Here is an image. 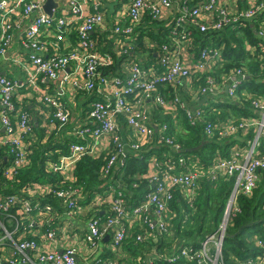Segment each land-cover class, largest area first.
<instances>
[{
  "label": "built area",
  "instance_id": "obj_1",
  "mask_svg": "<svg viewBox=\"0 0 264 264\" xmlns=\"http://www.w3.org/2000/svg\"><path fill=\"white\" fill-rule=\"evenodd\" d=\"M63 1L67 8L60 6L59 13L50 17L42 10L45 0H0V56L8 57L12 36L17 30L22 33V46L36 52L19 60L23 82L0 75V177L3 185L12 186L18 173L29 166L32 143L37 138L30 112L17 104V98L15 100L18 88L23 86L27 99L35 101L40 126L47 131L66 124L69 112L60 95L49 93L42 84L57 79L66 67H74L73 75L66 78L74 90L86 94L95 91L104 99L92 102L86 111V121L94 122V126H83L75 132L82 141L70 144L65 154L44 162L46 170L59 175L57 184L31 181L12 193L0 191V233L10 240L8 245L12 248L7 258L0 256V264L3 259L7 264H225L222 244L228 224L240 212L237 198L251 195L259 182V172L264 169V97L237 92L246 73L243 68L217 72L225 62L224 43L215 46L211 40V45L202 48L196 42L193 60H189L185 49L191 47V41L195 42L189 26L201 33L249 27L261 41L252 44L240 32L237 35L243 39L248 56L264 61V17L257 19L264 12V0H254L252 6L239 12L231 11L218 0L194 5L181 2L177 13L167 23L165 42L159 48L158 68L147 67L149 63L145 66L129 56L135 30L146 13L153 20L162 19L172 10L175 0H128L116 11L111 25L105 22L106 4L114 0ZM53 11L56 13V9ZM96 28H105L115 36L113 50H99L92 35ZM49 31L54 33L53 40L45 39ZM71 32H74L73 42L67 38ZM123 56L126 57L116 62ZM118 62L121 73L107 76L108 70ZM190 80L193 82L188 83L190 100H185L178 88ZM166 87L170 92L165 94L161 89ZM192 96L194 103L201 98L212 102L247 101L259 116L230 115L224 120L218 117L207 120L218 111L209 103L205 107L193 106ZM149 101L164 113L183 110L191 124L203 125L208 139L245 136L250 130L253 136L246 147L234 144L228 156L215 154L213 163L203 166L198 158L177 154L182 148L167 133V123H161L155 130L149 118ZM121 119H124L125 130L132 135L123 134ZM102 136L108 139L101 146L98 140ZM153 143L166 146L168 150L161 158L152 155L148 171L138 176L152 185L140 203L129 207L122 192L112 186L81 203L84 197L74 184V169L83 156L106 154L107 163L101 172L106 176L123 164L127 151L139 152ZM207 176L234 179L217 229L207 234L199 247L185 245L177 249L175 244H170V248L163 246L155 251L153 246L162 244L163 239L172 234L174 193L179 192L192 206L199 193V182ZM49 197H53L57 205L45 201ZM62 210L85 222L82 234L59 233L57 223ZM89 214L91 216L86 218ZM135 226L139 229L134 242H145L150 251L133 256L123 250L122 244ZM14 232L22 235L13 239ZM106 235L109 237L104 241ZM63 240L66 243L61 246ZM252 241L260 254L242 261L234 258L235 264H264V238L253 236ZM105 253L108 256L101 257Z\"/></svg>",
  "mask_w": 264,
  "mask_h": 264
},
{
  "label": "trees",
  "instance_id": "obj_2",
  "mask_svg": "<svg viewBox=\"0 0 264 264\" xmlns=\"http://www.w3.org/2000/svg\"><path fill=\"white\" fill-rule=\"evenodd\" d=\"M188 5L196 3L198 0L188 1ZM191 2V4H190ZM264 17V12L258 15L257 19L261 20ZM148 20L151 21L147 26L143 28V25L135 30V37L137 41L134 43L142 44V37L145 35H151L150 24L157 25L156 31H160V34L166 36L167 28H163L160 22L151 19L148 16ZM256 24L254 27L256 29ZM147 27V28H146ZM244 31L242 37L247 39L250 43L255 44L257 41H261L256 37L253 28L244 27L242 29L226 28L221 33H194V39L204 48L206 45H211L209 41L220 45L224 43V49L222 55L225 59L222 69L217 72H228L231 68H243L246 73L241 78L237 92L241 93L246 91L254 96L264 97V61H260L258 58H252L248 56L245 50L243 39L237 34ZM159 35V33H158ZM165 40V38H164ZM163 39H158L159 42L155 50L150 54H146L150 59L149 64H143L158 68L159 60V48L160 44L165 42ZM135 46V44H134ZM131 49L132 51L134 50ZM141 47V46H140ZM143 47V46H142ZM135 52H139L135 50ZM130 57L133 54L129 55ZM123 56L117 61L125 58ZM169 87L161 89L163 93H169ZM99 99V98H98ZM209 104L215 108L218 113L212 114L207 117V120H214L219 118L220 120L226 119L228 116L233 115H245L258 117L259 113L250 107L249 102H237L228 101L223 99L222 101L212 102ZM28 111V108L25 107ZM180 114L178 119L181 118V126L177 129H172V121L169 116H162L160 122H155L153 127L155 130L161 123H167V133L174 137V142L180 144L182 151L177 154H185L191 157L198 158L199 163L203 166L213 163L214 155L219 154L223 157L228 156L230 148L237 143L238 147H246V142L251 140L253 136L252 130H250L245 136L235 135L226 139L220 140L218 138H206L203 133L202 124H191L184 114L183 110H179ZM214 113V112H213ZM84 123V122H83ZM83 126H91L86 124ZM81 126V127H83ZM34 132L37 138L32 143L33 153L31 155L30 164L28 167L23 168L17 175L12 186L7 184L3 185V180L0 177V191L4 193H12L17 188L25 185L28 182H50L55 185L59 182V175L54 174L46 170L44 162L47 159H56L58 155L64 154L68 150L67 144L64 142H57L53 139H49L48 142H40L43 138L45 129L40 126V119L34 124ZM81 142V141H77ZM168 148L163 145H154L150 147H144L139 152H127L124 157V162L121 166H117L110 170L106 176L102 175V168L107 163L106 154L100 156H83L76 164L74 169L75 186L80 189L83 200L81 203L88 202L93 195L97 193H104L108 187L112 186L118 191H121L125 197L129 207L135 206L140 203L145 194L152 189V185L148 183L145 178H138V176L145 174L148 171L149 159L152 155H156L161 158L164 151ZM260 179L256 187L252 190L250 196L239 195L237 198L240 212L236 214L230 221L226 228V234L222 244V259L225 264H235L234 258L237 260H245L247 258H254L260 254L258 247L254 245L252 241L253 236H259L264 238V169L260 170ZM234 179L230 177L228 179L217 178L212 179L210 177H203L199 182V193L197 194L192 206H189L186 200L181 196L179 192L174 193V199L171 202V208L175 213L172 219V234L171 236L164 238L162 244L153 246L155 251H160L163 246L170 248V244H175V248L179 246L191 245L193 247H199L200 242L207 235L214 232L219 226L226 206V201L231 193ZM53 204L57 205V201L53 197L45 199ZM10 229L13 228L9 226ZM139 227L135 226V229L131 231L128 238L122 244L123 250L131 253L133 256L139 252H149V245L145 242L135 243V236L138 233ZM105 241V240H104ZM149 255H152L149 254ZM108 256V253L101 255V257ZM155 263L158 262L156 255L153 256ZM159 264V262L157 263ZM180 264V263H176ZM194 264V263H188Z\"/></svg>",
  "mask_w": 264,
  "mask_h": 264
},
{
  "label": "crops",
  "instance_id": "obj_3",
  "mask_svg": "<svg viewBox=\"0 0 264 264\" xmlns=\"http://www.w3.org/2000/svg\"><path fill=\"white\" fill-rule=\"evenodd\" d=\"M58 1H60V0H58ZM61 1H60L61 3H64L61 5V7H64L63 9H66L67 3H65L63 0H61ZM192 1H194V0H191V2ZM203 1H205V0H198L196 3L203 2ZM218 1H220L221 4H223L224 6H226L228 9H230L233 12H239L242 8H246L247 6H252L255 2L254 0H218ZM127 2H128V0H114V1L106 4L107 12L105 14V22L107 23V25H111L113 23V18H114L116 11L122 5L124 6ZM181 2H183V1L182 0H175V3H174L172 10L168 11L167 14L162 19L157 20L160 22V25L163 26V28H167V23L177 13L176 8L178 7L179 4H181ZM191 2H190V4H191ZM196 3H192L191 5H194ZM57 10H59V8L56 9V13L54 12V14H56V15L59 13ZM39 12H42V10ZM32 18H33V16L31 17V19ZM148 19H149L148 14L146 13L141 24L138 27L140 28L143 25V28H144L149 23H151V21ZM150 26H151L150 27L151 35H147V36L145 35L144 38L142 37V40H143L142 44L143 45H139L138 43H134L135 46H134V50L132 51V54L135 57V59L139 63H142V64H148L150 62V59L148 58V56H146V54L148 55L151 53V51L155 50L157 44L159 43V42H156L158 39H161V41L163 39V36L160 34V31H158V33H159V35H158V33L155 29V28H157V25L150 24ZM189 28L192 31V36H194V33L199 32L198 29L195 28L194 26H189ZM221 32H223V31H220L219 33H221ZM244 33H245L244 31L240 32L241 36H243ZM92 35L94 36V38L96 40V43H97L99 50L111 51L114 49L115 36H113L105 28H103V29L96 28L92 32ZM67 38H68V41L73 42L74 41V32H71ZM21 39H22L21 30L15 31L13 36H12L11 45L9 46V49H8V57L4 58L3 56H0V75H3L5 77L11 78V79H15L19 82H23V77H24V73H23L22 69L20 68L19 60L27 59L32 53L36 54V52H32L31 50L23 47L21 44ZM45 39L53 40L54 39V33L52 31H49L47 33V35L45 36ZM137 39L138 38L136 36L134 41L136 42ZM190 43H191V47L186 46L185 50H186V54H187L189 60H193L196 56V50H197L196 44L197 43H196V40H195V42L191 41ZM209 43H210V41H209ZM135 50H137L139 52H135ZM37 54H39V52H37ZM121 71H122V68L120 66V62H118L116 65H114L112 68H110L108 70L106 75L110 76L112 74H120ZM73 72H74V67L68 66L59 74L57 79H55L53 81H48V82L45 81L42 84V86L47 87L46 90L49 93L60 95L61 100L63 101V103L65 104V106L69 112V115H68L69 118H68V122L66 124L62 125L58 129L52 130V131H47L45 129L44 136L40 140V142H42V143H44L46 141L48 142L49 139L50 140L53 139L57 142H59V141L64 142L65 141V144H67V146L69 147V145L74 143V142L82 141L76 135L75 132L78 129H80V127L83 126V124L85 122H87L86 124L91 125V127L94 126V122L86 121V119H85L86 111L89 109L92 102H94L96 100H103L104 96L102 94L95 92V91H92V92L86 94V93L74 90L72 88V86L70 85L69 81L66 80L67 77L73 75ZM188 83L193 84L192 80H190L189 82L185 83L183 86H180L178 88L179 95L181 97H183V99H185V100H190V95L188 93H189V89L191 88V86H189ZM97 85H100L99 81H97ZM169 92H170V89H169ZM192 97H193V106H194V104H196L198 107H205L209 103L208 98H201L197 103H194L195 97L194 96H192ZM16 98L18 100L17 104H21L23 107H27L28 111L31 114L33 121L36 122L38 120V115H37L36 109H35V107H36L35 101L27 99L26 90L23 86L18 88V91L15 95V100H16ZM147 107H148V111H149L150 122L152 123V125L154 124V126H156L155 122H157V121L160 122V118L162 116H169L170 120L173 122L171 128L174 130L177 128H180L181 118L178 119V117L180 114L179 110H181V109H178L172 113H164L161 109H159L157 107V105L155 103H153L151 101L147 102ZM120 123H121V128H122L123 134L124 135L125 134L132 135V132L125 130L124 119H121ZM0 130H1V127H0ZM107 139L108 138L106 136H102L98 140L99 145H101V146H102V144L105 145ZM37 140H38V138H37ZM235 145H237V143H235ZM103 154H101V155H103ZM98 156H100V155H98ZM63 211L64 210H62L59 222L57 223L59 233H61L63 231L65 233L72 234V231H75L76 233L82 234L84 232V229H85V222L81 221L75 217L68 216ZM90 216H91V214H89L86 218H89ZM9 231H11V229H9ZM21 235H22L21 232H14L12 234V237H13V239H16ZM72 237H73V235H71V238ZM0 238H2V242L0 244V256L2 258H5V257L7 258L10 255L11 250H12V248L8 245L10 240L8 238H4V233H2V232L0 233ZM65 243L66 242L64 240L61 241V246H63ZM58 245H60V242ZM2 247H3V251L1 250ZM58 249H60V247H58ZM113 259L116 260L118 258L114 257ZM2 264H7L6 259H3Z\"/></svg>",
  "mask_w": 264,
  "mask_h": 264
},
{
  "label": "water",
  "instance_id": "obj_4",
  "mask_svg": "<svg viewBox=\"0 0 264 264\" xmlns=\"http://www.w3.org/2000/svg\"><path fill=\"white\" fill-rule=\"evenodd\" d=\"M61 6V3L55 0H45V2L42 5V10L45 14L49 15L50 17L53 16L54 11L53 9H57ZM109 235H106L104 240L106 241L108 239Z\"/></svg>",
  "mask_w": 264,
  "mask_h": 264
},
{
  "label": "rangeland",
  "instance_id": "obj_5",
  "mask_svg": "<svg viewBox=\"0 0 264 264\" xmlns=\"http://www.w3.org/2000/svg\"><path fill=\"white\" fill-rule=\"evenodd\" d=\"M206 234H208V233H206Z\"/></svg>",
  "mask_w": 264,
  "mask_h": 264
}]
</instances>
